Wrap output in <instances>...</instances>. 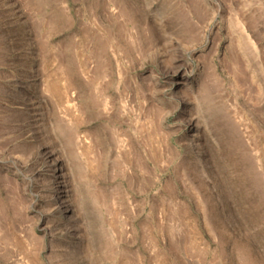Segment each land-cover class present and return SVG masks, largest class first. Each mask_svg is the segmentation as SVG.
Wrapping results in <instances>:
<instances>
[{"label":"rangeland","instance_id":"rangeland-1","mask_svg":"<svg viewBox=\"0 0 264 264\" xmlns=\"http://www.w3.org/2000/svg\"><path fill=\"white\" fill-rule=\"evenodd\" d=\"M0 264H264V0H0Z\"/></svg>","mask_w":264,"mask_h":264},{"label":"bare ground","instance_id":"bare-ground-1","mask_svg":"<svg viewBox=\"0 0 264 264\" xmlns=\"http://www.w3.org/2000/svg\"><path fill=\"white\" fill-rule=\"evenodd\" d=\"M239 26H240L239 33L245 35V38L247 40L246 42L247 47L249 48L252 47L251 49H256V46L254 45V42L251 40L246 29L243 27L241 23L239 24ZM241 36L243 37V35ZM42 112L43 113L41 116L44 117V109L42 110ZM71 135H72L71 137H74L75 134L73 133ZM44 156H45L44 170L45 171L47 170L51 174H53V181L51 184V190L55 192V195H53V200L57 204L59 210L62 211V213H71L72 209H70L66 203L67 200L72 199V193H70V189H69L72 181L71 172H69V177H68L66 175L68 169L64 166L62 159L58 156V152L55 150V147L52 144H48L45 147Z\"/></svg>","mask_w":264,"mask_h":264}]
</instances>
